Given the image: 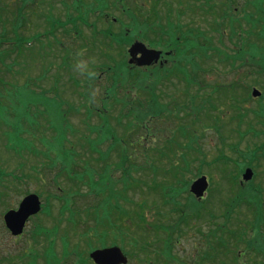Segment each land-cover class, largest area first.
Wrapping results in <instances>:
<instances>
[{
  "label": "rangeland",
  "instance_id": "obj_1",
  "mask_svg": "<svg viewBox=\"0 0 264 264\" xmlns=\"http://www.w3.org/2000/svg\"><path fill=\"white\" fill-rule=\"evenodd\" d=\"M18 1L19 3L0 0V35L5 31L10 32L8 35L11 41L0 52V88H8L13 93L11 97L9 90L6 91L8 97L0 102V165H4L3 171H8L6 173H23L19 174L24 182L19 180L16 184L7 177L6 180L3 179L0 188L7 197L0 204V213L5 212L8 207H17L26 191H38L44 195L49 208L47 213L44 210L28 223L26 234L19 245L13 243L9 234L1 233L4 226L0 215V264H54L59 259L54 253L59 255L61 245L68 242L70 249H76V253L89 260V252L94 247L110 246L115 241L119 246H124L128 256L127 264H142L146 260L157 264H181L177 259H165L163 262L158 256H164V253L154 243L167 238L162 231L163 227L171 230V241V236L176 238L175 230L182 233L178 238L179 245L168 247L178 257L186 261L194 260V264H216L219 259L201 260L195 252L197 253L196 247L203 245L201 232L212 238L213 232H216L214 223L221 225L224 221L221 216L224 214V205H231L230 212H233L231 222H224L229 229L245 236L248 232L245 221H254V230L249 237L258 234L257 238L252 237L255 239V247L259 243L264 244V147H258L262 139L251 137L257 144L248 140L240 143L238 147L245 156L235 154L234 141L242 134L234 131V126L228 128L225 120L233 98L228 102L217 99V104L210 110L211 121L213 118L219 120L220 132L211 127L213 123L205 117L210 103L207 94L210 83L218 85L242 79L244 85H251V88L256 86L264 92V76L256 72L254 66H240L241 63L236 62V69L226 72L230 66L226 62H220L214 53L215 50L218 51L217 48H221L233 55L237 45L242 55L252 56L255 62L262 65L264 0H259L257 10L247 8L245 0L234 3L231 8L234 9L235 16L242 19L241 23L238 19L235 22L231 18L228 20V16H220L218 10L224 7L225 0H163L169 5L170 16L167 18L177 27L175 30L178 33L173 40L177 36L182 37L184 54L176 61L169 58L164 65L157 64L143 69L128 65L127 48L131 40H137V34L143 35L139 39L147 37L162 44L170 41L166 33L172 31L171 27L154 17V13L164 16L167 14L163 2L161 7V0ZM212 3L213 10L208 9ZM67 14L72 16L74 24L82 27L81 36L70 43L62 36L56 38L57 42L68 46L69 53L60 51L51 36H39L37 33L50 31L51 24L60 22L58 20L65 22ZM244 14L256 18L257 22L244 20ZM81 20L95 23L99 31L107 32L113 37L112 42L108 37H94L90 29L83 27ZM219 28L224 29V35L222 31L218 33ZM194 29L201 30L203 34L199 36V40L203 47L208 48L207 54L196 59L201 68V72L196 73V79L200 80V90L194 85ZM206 39L209 41L205 42ZM233 41L236 42L235 45ZM79 52L87 60L80 58ZM69 54H73L75 58H71ZM78 61H84L86 69L77 67ZM175 62L183 65L182 68L179 67L182 69L179 74L183 78L175 73ZM215 64L224 71L223 75L208 68ZM9 85L11 87H4ZM236 92L241 96L245 95L244 87ZM257 99L259 98H253ZM248 101L242 105L256 108V101ZM85 103L94 109H101L106 122L98 123L93 116L83 121ZM96 125L109 140L115 141L112 149L107 148L106 141L98 146L107 151L103 160L97 159L96 153L91 152L96 140L93 134ZM143 126L151 128L152 140L149 138V142L141 146L129 145L130 138L141 133ZM71 129L74 131L71 132ZM219 134L224 138L225 145L220 144ZM187 137H190L191 147H187ZM66 139L69 142L65 143ZM47 142L54 148V154L47 164L50 168L59 163L60 153L65 147L71 153V150L75 152L72 158L75 172H99L107 176L105 182L115 190L113 196L108 197L109 205L103 206V210H111L112 214L108 219L99 217L97 223L89 214H82L81 217L67 215V211H63V200L47 197L46 186H41L37 178L38 173L44 176L45 170L38 169L35 165L41 172L33 174L29 168L31 164L34 165L35 159L43 161L42 157L37 158L34 154L44 152ZM30 146H33L35 153L25 150ZM22 151L25 161L23 165L26 166L24 170L17 167V158ZM144 164L160 166L164 169L162 175H159L160 170L157 172V169L154 170L156 172L142 171L141 166ZM38 167L42 165L38 163ZM245 168H250L249 175ZM243 172L247 177L243 184V198L260 207L262 211L259 214L254 213L248 204L237 205L232 202L238 192L231 191L233 189H230L227 175L233 178L241 176ZM193 174L197 176H192ZM202 175L209 181L203 199L188 197L181 190L177 192L182 182H185L184 188L188 189L191 182ZM153 178V189L140 184L142 180L150 182ZM59 180L60 186L64 188V178L59 177ZM72 185L77 188L80 186L83 192L87 190L83 189V184ZM131 186L135 188L130 189ZM162 186L173 187L176 192L170 194L169 198L160 200L157 191L160 192ZM54 189L49 191L60 193ZM241 190L242 188L239 194ZM63 192L65 193L64 190ZM97 199L86 197V201L91 204L90 208L96 204ZM103 200L104 196L100 202ZM70 202L76 207L84 204L82 200L79 204L78 199L73 197ZM139 204L145 205L146 210L142 215L146 222L156 226L155 234L143 232L137 225V215L141 213ZM181 210L184 213L182 217ZM35 226L43 227L45 232L35 235ZM145 237L147 241L144 240ZM24 242H30L31 249L26 252H35L36 255L27 257L26 260H12L8 257H18L25 246ZM51 243H55L56 247L47 246ZM90 247L92 248L89 249ZM243 248L241 245L240 250ZM252 252H245L242 260L246 264H264V253L259 250ZM72 256L73 253H70V257ZM219 258L226 259L221 255ZM66 262L64 260L63 264Z\"/></svg>",
  "mask_w": 264,
  "mask_h": 264
},
{
  "label": "trees",
  "instance_id": "obj_2",
  "mask_svg": "<svg viewBox=\"0 0 264 264\" xmlns=\"http://www.w3.org/2000/svg\"><path fill=\"white\" fill-rule=\"evenodd\" d=\"M203 33L201 32V30H198V29H194V85H196L198 87V89L200 90L201 87H200V80H197L196 78L197 77V72H201V68L198 66V63L196 62V59L198 58H201V56H204L205 54L208 53V48L207 47H203V45L201 44L200 40H199V36L202 35ZM150 41V40H149ZM209 41L208 39H206L205 42ZM11 41L9 40V36L8 35H2L0 36V52H3L4 49L3 47L6 46L7 43H10ZM151 42V41H150ZM152 43H154V41H152ZM178 50V49H176ZM216 55H217V58L219 59V61L223 62H229L230 65H232L234 62H236V60H242L244 59L241 55L238 54V56H235V57H232V58H229L228 55H225L222 56V53L223 51H220V50H215ZM7 89V90H6ZM0 88V102L1 100H4L5 98L8 97V93H6V91H8L9 89L8 88ZM11 90H9L10 92ZM10 96L12 97L13 96V93L10 92ZM147 131L149 132V129H147ZM138 138L136 139H143V136L142 135H139L138 134ZM148 136V135H146ZM98 141H95L92 145V150L96 149V147L98 146ZM93 152V151H91ZM63 154V153H60V155ZM65 154V153H64ZM64 154H63V157H64ZM64 161H65V158H64ZM61 162V161H59ZM189 162H187L188 164ZM157 168L159 169V167L157 166ZM61 170H63V172H68L69 173V177L67 178V180H70L68 182L71 183L72 179L74 177H71L70 173H73V175L75 176L77 173H74V169L70 166L69 163H66L64 165H62V167H60ZM60 169H58V171H60ZM153 169H155V166L153 165ZM160 171H163L161 169H159ZM6 173V171H5ZM4 174H1L0 175V179L2 178ZM77 178L79 176H76ZM70 178V179H69ZM135 181H138V179H134ZM87 183H89V185H87L88 187V192H87V197L88 196H94L96 197L99 192H101L103 189L101 187V182H99L98 180L96 181V178H95V175L94 174H91V176H88L87 175ZM164 185V184H162ZM166 186V185H164ZM185 182H182V186L178 187L177 188V192H180V190L184 191L185 190ZM174 190L173 187H170L169 188V192L168 194L170 195L171 192ZM111 190H110V195H111ZM3 198L4 197H1V192H0V204L3 202ZM169 198V197H168ZM89 207V206H88ZM86 207V208H88ZM85 208V209H86ZM87 214H91L93 216L92 219L94 221H97L96 220V215H97V212H90L89 210H87ZM1 215V213H0ZM253 224V223H252ZM217 225V224H216ZM226 225H219L218 226V229L216 230V232L212 234V238H210L209 236H206V233L205 236L202 237V242H203V245L198 249V247H196V251L197 253L195 252L196 256H198L201 260H212V261H216V259H220L219 256L223 255L225 253L224 249H228L227 246L224 247V245L228 244L231 240L234 239V237H236L238 234L237 232L234 230H228V232H226L225 234V230H226ZM3 229V228H2ZM1 229V230H2ZM248 229V228H247ZM240 238H244V235H241ZM255 243V239H252V244ZM144 243H142L143 245ZM141 245V244H140ZM262 245V248L264 249V246H263V243H259L258 246H261ZM246 246L249 248L250 244H246ZM254 250V249H253ZM194 254V255H195ZM235 260H237V257L235 256L234 257ZM143 261V260H142ZM222 262V261H221ZM221 264H225L224 262L221 263ZM232 264H238V261H234L232 262Z\"/></svg>",
  "mask_w": 264,
  "mask_h": 264
},
{
  "label": "water",
  "instance_id": "obj_3",
  "mask_svg": "<svg viewBox=\"0 0 264 264\" xmlns=\"http://www.w3.org/2000/svg\"><path fill=\"white\" fill-rule=\"evenodd\" d=\"M161 52L148 49L140 42L134 43L129 49L130 59L129 63H136L138 66L150 65L153 61H157ZM137 54H141L137 57ZM258 91L253 90V95H258ZM249 175V172H248ZM247 179L246 175L244 176ZM207 188V182L205 177H200L195 181L190 191L197 197L203 196ZM40 210V203L35 195L27 196L22 200L19 208L16 210L8 211L5 216V223L13 235H19L22 233L26 220L30 215L36 214ZM91 258L98 264H122L126 263V258L121 254L119 248H109L103 250H96L92 252Z\"/></svg>",
  "mask_w": 264,
  "mask_h": 264
},
{
  "label": "flooded vegetation",
  "instance_id": "obj_4",
  "mask_svg": "<svg viewBox=\"0 0 264 264\" xmlns=\"http://www.w3.org/2000/svg\"><path fill=\"white\" fill-rule=\"evenodd\" d=\"M163 0H161V7H163ZM165 4V3H164ZM155 5V3L153 4ZM69 7H71L70 5H68ZM68 14H71L70 12H68ZM66 16V21L63 22L61 20H58L60 22H57L56 24L52 23L51 24V30L48 31V36H51L53 39H56L59 36H62V38H64L68 43H70L71 39H74L75 37L78 38L79 36H81V32H82V27L81 25H77L76 23L74 24V19L71 18L72 16L68 15ZM82 21V20H81ZM113 22H115L114 19H112ZM83 23V27H86L87 25H90V23L86 22V21H82ZM93 26L95 28V32L99 31L97 29V25L95 23H93ZM79 34V35H78ZM57 41V39H56ZM59 47L58 49L60 50V48L62 47L63 42H59ZM161 61H164V54L161 56L160 58ZM3 190V189H2ZM4 192V190H3ZM5 193V192H4Z\"/></svg>",
  "mask_w": 264,
  "mask_h": 264
},
{
  "label": "clouds",
  "instance_id": "obj_5",
  "mask_svg": "<svg viewBox=\"0 0 264 264\" xmlns=\"http://www.w3.org/2000/svg\"><path fill=\"white\" fill-rule=\"evenodd\" d=\"M77 67L83 69H86V63L84 61H78L77 62Z\"/></svg>",
  "mask_w": 264,
  "mask_h": 264
}]
</instances>
